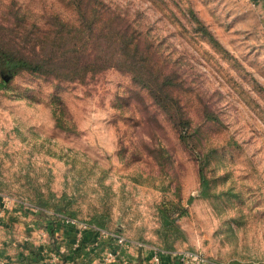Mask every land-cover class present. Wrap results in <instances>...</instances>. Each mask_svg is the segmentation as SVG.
<instances>
[{
  "label": "rangeland",
  "instance_id": "374dc122",
  "mask_svg": "<svg viewBox=\"0 0 264 264\" xmlns=\"http://www.w3.org/2000/svg\"><path fill=\"white\" fill-rule=\"evenodd\" d=\"M98 1L146 32L155 69L175 76L164 98L190 118L187 144L127 71L73 81L24 71L0 87V193L158 246V206L171 201L187 209L175 247L264 264V0ZM0 11L16 30L74 17L67 0H0Z\"/></svg>",
  "mask_w": 264,
  "mask_h": 264
},
{
  "label": "trees",
  "instance_id": "16d2710c",
  "mask_svg": "<svg viewBox=\"0 0 264 264\" xmlns=\"http://www.w3.org/2000/svg\"><path fill=\"white\" fill-rule=\"evenodd\" d=\"M67 1L73 5V18L55 12L47 20L40 19L39 23L32 24L35 25L33 30L26 24L18 30L11 28L6 21V12L0 11V87L24 71L73 81L84 80L90 74L115 67L129 72L135 82L148 88L153 99L160 103L164 113L169 116L177 137L187 144L190 118L181 111H176L175 115L171 111L172 103H167L164 98L169 96L170 90L178 82L172 73L155 69L154 50L147 33L131 28L129 21L120 18L109 6L98 4V0ZM188 12L195 28L214 40L193 10L189 9ZM207 117L209 120L216 118L213 115ZM199 179L200 195L206 197L209 195V184L201 167ZM42 204L46 205V202ZM37 209L52 223L62 210L56 207L57 212L48 214L40 206ZM186 213V207L171 201H164L158 206L161 230L157 234L163 238V245L159 246L168 250L180 249L174 245L175 240L183 237L177 221ZM62 215L72 217L73 213L63 211ZM88 223L106 228L102 219Z\"/></svg>",
  "mask_w": 264,
  "mask_h": 264
},
{
  "label": "crops",
  "instance_id": "0c3cea01",
  "mask_svg": "<svg viewBox=\"0 0 264 264\" xmlns=\"http://www.w3.org/2000/svg\"><path fill=\"white\" fill-rule=\"evenodd\" d=\"M15 204L12 207L11 201L0 196V264H100L104 247H88L90 230L79 237L78 225L61 217L52 223L50 218ZM124 253L126 261L108 264H149V249L131 247ZM162 264L171 262L163 257Z\"/></svg>",
  "mask_w": 264,
  "mask_h": 264
},
{
  "label": "built area",
  "instance_id": "2783aa9c",
  "mask_svg": "<svg viewBox=\"0 0 264 264\" xmlns=\"http://www.w3.org/2000/svg\"><path fill=\"white\" fill-rule=\"evenodd\" d=\"M0 196L3 197L4 200L10 201L9 197L3 195L2 193H0ZM24 205L34 212L39 211L37 207L33 206L32 204L24 203ZM57 217L63 218L66 222L78 225L79 231L77 232V235L79 237L81 236L82 231H91L92 237L87 243L88 247L92 250H97L98 247H104L102 249V260L100 264H108L117 260L126 261V255L124 251L131 247L136 249H149L151 251L149 264H162L163 257L168 258L171 264H220L218 262L212 261L202 252L196 250H168L155 244L146 243L141 240L130 239L119 231H111L107 228L97 227L94 224L78 221L77 219L64 215H58Z\"/></svg>",
  "mask_w": 264,
  "mask_h": 264
}]
</instances>
